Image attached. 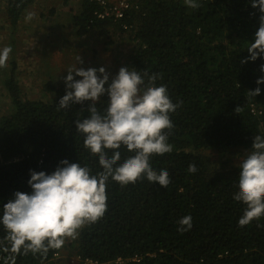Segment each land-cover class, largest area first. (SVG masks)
Instances as JSON below:
<instances>
[{
  "label": "trees",
  "instance_id": "obj_1",
  "mask_svg": "<svg viewBox=\"0 0 264 264\" xmlns=\"http://www.w3.org/2000/svg\"><path fill=\"white\" fill-rule=\"evenodd\" d=\"M4 1L14 31L35 0ZM127 1L138 8L115 22L97 18L102 9L96 0H82L73 18L74 35L93 29L105 36L112 29L128 33L133 43L129 69L140 72L145 85L156 74L155 86H166L172 102L180 104L170 114L173 150L150 157L151 167L166 170L171 183L163 188L145 177L121 186L109 178L107 212L99 221L84 226L73 243L50 250L46 259L29 253L17 256V264H59L53 261L67 250L96 264H264V216L239 226L246 207L234 199L240 169L226 171L227 162L217 165L208 153L244 156L255 135H264V84H257L264 78V56L241 63L255 40L259 10L251 0H194L200 5L195 9L185 0ZM15 69L13 62L3 83L13 110L0 117V216L16 192H31V171L52 174L65 159L93 175L103 171L75 123L89 117L92 102L58 110L66 84L44 88L53 94L51 102L24 101ZM257 87L259 96L248 95ZM109 100L101 97V112ZM119 151L118 164L134 155L123 145ZM190 164L196 173L188 171ZM188 215L193 226L181 233L178 222ZM5 236L0 224V239Z\"/></svg>",
  "mask_w": 264,
  "mask_h": 264
},
{
  "label": "clouds",
  "instance_id": "obj_2",
  "mask_svg": "<svg viewBox=\"0 0 264 264\" xmlns=\"http://www.w3.org/2000/svg\"><path fill=\"white\" fill-rule=\"evenodd\" d=\"M185 3L194 9L200 7L194 0H185ZM251 6L261 14L259 28L254 42L247 48L248 59L241 63L255 62L264 56V0H251ZM34 16V12H28L25 20L31 21ZM11 52L8 46L0 50V68L6 67ZM82 63L79 58V64ZM67 72L66 95L60 99L58 110L92 102L89 117L77 119L75 123L77 132L85 137L84 147L91 155L98 156L103 171L93 175L88 167L66 159L52 174L31 171L28 181L31 192H16L4 205L0 216V224L6 230V236L0 239V253L5 254L0 256L3 264H17V256L29 253L46 259L50 250L61 249L66 240L76 238L84 226L99 221L107 212L109 178L121 186L135 184L145 177L163 188L171 183L166 170L157 172L151 167L150 157L173 150L168 143L174 128L170 114L176 112L180 104L172 102L166 86H155L157 75L150 76L145 85L141 73L127 67H121L110 83V74L104 67L87 70L74 67ZM257 84H264V78L258 79ZM247 93L256 97L261 90L257 87ZM105 94L110 100L101 112L97 104ZM239 110L238 107L235 111ZM122 145L134 155L118 164ZM239 160V190L234 199L246 206L238 221L240 227H245L264 216V135H255L252 149ZM188 171L194 174L198 169L190 164ZM178 223L181 233L193 226L191 215ZM76 256L79 259L75 262L85 264L84 259Z\"/></svg>",
  "mask_w": 264,
  "mask_h": 264
},
{
  "label": "rangeland",
  "instance_id": "obj_3",
  "mask_svg": "<svg viewBox=\"0 0 264 264\" xmlns=\"http://www.w3.org/2000/svg\"><path fill=\"white\" fill-rule=\"evenodd\" d=\"M65 0H35L34 5L29 7L25 13L22 15L21 21L16 29L10 26L6 15H5V6L6 3L4 0H0V50L5 46L11 47L12 52L9 55L6 67L4 70L0 71V74L6 73L7 76H2L3 79L9 77L11 63H15V78L19 87L21 89L23 100H32V101H45L51 102L53 99V94L47 93L44 91V88L48 84L59 86L65 84V78L68 74H65L60 69L57 68L56 60L58 64L64 63L66 60H72L73 65H78L80 58L79 53L76 56H72L71 59L64 58L62 56L56 57L53 50V45H49L50 36L42 34V29H44L45 21H47V16L52 13V11L57 7L56 2ZM68 1V0H66ZM115 1V0H113ZM5 5V6H4ZM28 12H34L35 16L31 21H26L25 16ZM50 16V15H49ZM51 17V16H50ZM120 32H110L107 36L106 43L110 50L108 56V61H112L114 57L113 47H117L114 41L120 37ZM114 42V43H113ZM43 45L49 47L47 50L41 51ZM132 49H129L125 55H127V63L129 64V56L131 55ZM121 53H125L123 50ZM110 64V63H109ZM113 73V72H112ZM115 75H111V78H114ZM77 80H81V77H77ZM4 80L0 81V97H2V86ZM4 97V96H3ZM5 105L0 106V117L7 116L12 112V104L4 103ZM6 108V109H4ZM211 158H213L217 165H221L224 162L226 163L225 170L229 171L236 167L240 162V158L243 154L233 151L234 155H229L228 157H223L222 155H217L216 152H208ZM77 238H69L66 240L65 244L73 243ZM77 253L72 250H67L63 252L64 256H61L64 259V262L68 261L70 264L72 262L78 261ZM60 258V257H58ZM80 264V263H79ZM114 264H119L116 262Z\"/></svg>",
  "mask_w": 264,
  "mask_h": 264
},
{
  "label": "crops",
  "instance_id": "obj_4",
  "mask_svg": "<svg viewBox=\"0 0 264 264\" xmlns=\"http://www.w3.org/2000/svg\"><path fill=\"white\" fill-rule=\"evenodd\" d=\"M81 1L82 0H65V2L57 1V7L52 11L51 14H49L51 17L49 15L47 16V21H45L46 23L44 29H42L41 32L44 35L50 36L49 45L54 46L53 50L55 51L53 54H55L56 57L62 56V60H64V58L71 59L72 56L74 57L79 53L80 59L83 61L82 64H79L78 61V65L74 66L72 60H66L60 65L56 60L55 63L57 65V68L60 70L62 69V72L68 74L67 70L74 67H81L85 70L89 68L99 69L100 67H104L110 74V83L112 79L111 75H118L121 67L129 68V65L127 63V55L125 54L129 49H132L133 47L131 36L128 33H121L119 35L120 37L117 39V41H114L117 47L112 46L114 48V57L112 61H108V56L111 54L110 50L107 49L109 48L106 43L107 36L100 35L97 29L90 30L86 35L82 37H76L74 35L75 31L73 29V18L80 13ZM115 31V29L111 30V32ZM48 48L49 47H46V45H43L41 51L45 52V50H47ZM122 50L125 53H121ZM3 75L4 73L2 74V76ZM7 75L8 74L6 73V75L4 76ZM2 76L0 74V81L4 80ZM76 78L77 77H75V79ZM2 86L4 87V84ZM105 87L107 88L108 85H105ZM4 90L5 91H1L4 97H0V106L5 105L4 103L11 104L9 93L7 92L5 87ZM53 262H60L59 264H70L68 261L64 262V259L58 257H56ZM72 264L79 263L72 262Z\"/></svg>",
  "mask_w": 264,
  "mask_h": 264
},
{
  "label": "built area",
  "instance_id": "obj_5",
  "mask_svg": "<svg viewBox=\"0 0 264 264\" xmlns=\"http://www.w3.org/2000/svg\"><path fill=\"white\" fill-rule=\"evenodd\" d=\"M99 6L101 7V12L96 14L98 19L106 20L113 19L115 22L124 20L130 11L137 9L138 7L135 4L130 3L127 0H96ZM126 29V27H124ZM254 112V111H253ZM85 264H96L90 260H85ZM119 264H122L119 262Z\"/></svg>",
  "mask_w": 264,
  "mask_h": 264
}]
</instances>
